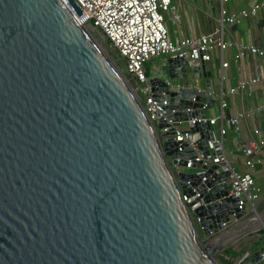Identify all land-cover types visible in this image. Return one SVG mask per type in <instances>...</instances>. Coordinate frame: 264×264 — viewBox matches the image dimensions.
Listing matches in <instances>:
<instances>
[{
    "label": "water",
    "instance_id": "95a60500",
    "mask_svg": "<svg viewBox=\"0 0 264 264\" xmlns=\"http://www.w3.org/2000/svg\"><path fill=\"white\" fill-rule=\"evenodd\" d=\"M188 64L168 56V75L191 72L204 91L151 80L190 134L177 140L63 0H0V264H221L224 234L215 233L246 211L229 192L230 171L196 161L208 154L207 110L218 98L206 62ZM191 159L194 171L181 169ZM195 187L203 236L182 196Z\"/></svg>",
    "mask_w": 264,
    "mask_h": 264
},
{
    "label": "built area",
    "instance_id": "2783aa9c",
    "mask_svg": "<svg viewBox=\"0 0 264 264\" xmlns=\"http://www.w3.org/2000/svg\"><path fill=\"white\" fill-rule=\"evenodd\" d=\"M72 12L76 21L86 24L95 35L97 40H102L114 50L119 59H114L123 72L127 75L133 85L140 93L150 119L157 124V121L166 117L172 126L159 129L161 131L176 130V139H190V134L182 132L181 128L169 119L166 110L160 106V101L155 99L151 80L154 77L163 79L171 88H184L196 93L204 91L199 84V79L195 80H174L168 75L167 58L168 56H186L189 60L188 68L201 62L212 61L214 54L220 52L221 66L229 65L224 60V51L233 45L234 39L229 35V27L241 22L244 19L258 15L264 8V2H254L247 8L239 10L231 9L229 6L232 0H216L219 2L216 26L213 30L200 35H176L173 38L166 24L165 13H168L172 21L176 24L179 21V13L175 0H75L82 9L79 14L68 0H63ZM194 1V0H179ZM236 43L235 59L239 62L248 56L253 55L258 60L264 58V47L257 43ZM155 58H159L161 66L157 67L155 73L151 74L147 69V63ZM264 80V74L260 71L255 76L242 77L236 86L230 89L234 92H247L248 86ZM164 105L168 104L166 92H161ZM220 101L222 110L227 106L225 92L221 91L216 95ZM181 110V109H178ZM259 111H264V105L258 107ZM252 112L242 111L238 115L226 119L224 111L218 116H208L211 124V134L207 143L208 154L198 151L196 161L203 166L216 164L219 171H230L229 192L239 197V207L245 210V217H252L260 212L258 207L264 202V188L260 176L264 178L261 171L264 165V139L260 138L261 129L254 128L251 138L247 141L239 142L236 146L238 156H232L227 149L229 130L238 132L239 123L246 119ZM220 122V124H218ZM197 135L190 140V144L197 149L194 141ZM243 158L245 170L240 169L235 163L238 158ZM194 161H188L186 168L193 169ZM197 172H205L203 168L195 169ZM195 195L192 197L183 196L193 219L199 226V217L194 213L202 201L190 204L193 198L200 195L199 187H195ZM242 218V219H243ZM226 223L223 231L216 232V236L225 234L229 225L242 220ZM234 227V226H233ZM202 232V230H201ZM203 236V235H202ZM253 251H246L237 258L234 264L244 262ZM264 262V251L262 260ZM260 261V262H261ZM259 262V263H260Z\"/></svg>",
    "mask_w": 264,
    "mask_h": 264
},
{
    "label": "crops",
    "instance_id": "0c3cea01",
    "mask_svg": "<svg viewBox=\"0 0 264 264\" xmlns=\"http://www.w3.org/2000/svg\"><path fill=\"white\" fill-rule=\"evenodd\" d=\"M200 0L194 1H179L175 0V4L178 9L184 5L186 6L185 17L186 23L182 25L181 20L182 16L179 13L180 25L176 31L177 35H200L202 33L209 32L213 30L216 26V17L214 18L215 24L204 23L201 21L199 6ZM204 1V0H203ZM208 4L211 1L216 0H205ZM264 2V0H232L230 3V8L239 10L241 8H247L254 2ZM218 4L219 2L216 1ZM192 6L195 9V13L191 14L188 7ZM219 6V5H218ZM177 22V23H178ZM229 35L234 39L232 46L228 47L224 51V60L229 62V65L225 68L221 66V56L220 52H216L212 61L207 62V68L211 69L213 72L216 69L215 76L213 73L212 76V87L216 95H220L221 91L225 92V100L227 101V106L222 110L220 101L218 103V110L210 109V112L207 110V114L210 117L218 116L224 111L225 117L227 120L238 115L240 112L247 111L252 112L246 119H242L239 123L238 132L233 129L229 130L228 142L229 151L232 156H238V151L236 146L239 142H245L251 138V132L254 128L259 127L261 129L260 138L264 139V111H259L258 107L264 105V80L251 84L248 86L247 92H234L231 93L230 89L238 83L242 77L255 76L260 71L264 74V58L257 59L253 55L246 56L242 62H239L235 59L236 43H257L261 47H264V8L260 10L258 15L242 20L239 23H236L229 27ZM216 57V58H215ZM214 58L216 62L214 61ZM194 78V76H192ZM195 80V78L193 79ZM201 80H204V85H202ZM192 81V80H191ZM199 84L202 88L206 87L205 79H199ZM216 103V104H217ZM220 124V122L218 123ZM182 126V124H181ZM184 127V126H182ZM235 163L236 166H239L240 169L245 170L243 164V158L239 157L238 160H241ZM262 173H264V165L260 166ZM262 185L264 188V178L260 176ZM259 227V226H258ZM257 227V228H258ZM256 229V228H255ZM264 244V242H263ZM262 244V245H263ZM261 245V246H262ZM260 247V246H259Z\"/></svg>",
    "mask_w": 264,
    "mask_h": 264
},
{
    "label": "rangeland",
    "instance_id": "374dc122",
    "mask_svg": "<svg viewBox=\"0 0 264 264\" xmlns=\"http://www.w3.org/2000/svg\"><path fill=\"white\" fill-rule=\"evenodd\" d=\"M218 3L216 1H211L210 4H208V2H206L205 0H200L199 1V6L201 8V10H199V14H200V18L201 21L204 23H210V24H215V20L214 18L217 17L218 15ZM230 7V4L227 5ZM189 11L191 14L195 13V9L190 6V8L188 7ZM185 11H186V6L182 5L179 7V13L182 16V20L181 23L182 25H185L186 23V17H185ZM165 20H166V24L170 30V34L173 38H175L176 31L179 28L180 22L178 23H174L170 17V15L168 13H165ZM105 48L106 50L111 54V56L113 57V59H119L117 54H114V50L110 47V44L102 41V40H98ZM216 58V57H215ZM214 58V61L216 62ZM161 66V61L159 58H155L152 61H149L147 63V69H149V72L151 74L155 73L157 70V67ZM214 76H215V72L217 71L216 69H214ZM193 74L190 72V77L189 80L193 81ZM181 82H184V80H180ZM202 85H204V80H201ZM217 103V102H216ZM218 103L215 104V110H218ZM208 111L210 112V109H208ZM182 126H186V123H183ZM227 149L229 150V145L227 144ZM242 161L241 160H238ZM178 167H174L173 171L178 170ZM184 171L187 172H192L194 171V169H189V168H181ZM258 211L260 213L264 212V202L262 204L259 205L258 207ZM247 218L250 217H245L242 220H246ZM241 220V221H242ZM236 223H232L231 225H229V228L235 226ZM258 227V228H254L253 227ZM198 234L202 236V232L200 229H198ZM224 238H222V241L224 242V247L223 250H221V252L226 253V257L229 259H233V262H236L237 258H239L240 256H242L246 251H255L256 249L259 248V246H261L264 242V221L260 222L258 219L256 221V224L254 226H252L251 228H249L247 230V232L241 234L240 236H238L234 241H224ZM216 259L218 260V262H220L221 264H224V262L222 261V259L217 255ZM259 264H264L263 261H261Z\"/></svg>",
    "mask_w": 264,
    "mask_h": 264
},
{
    "label": "bare ground",
    "instance_id": "6f19581e",
    "mask_svg": "<svg viewBox=\"0 0 264 264\" xmlns=\"http://www.w3.org/2000/svg\"><path fill=\"white\" fill-rule=\"evenodd\" d=\"M257 219L260 222L264 221V212L259 213L255 216H252L250 218H247L246 220H242L240 221L237 225H235L234 227H232L231 229H229L223 236L222 238H224V241H234L238 236H240L241 234L247 232V230L249 228H251L252 226H254L256 224ZM257 228L256 227H253Z\"/></svg>",
    "mask_w": 264,
    "mask_h": 264
},
{
    "label": "trees",
    "instance_id": "16d2710c",
    "mask_svg": "<svg viewBox=\"0 0 264 264\" xmlns=\"http://www.w3.org/2000/svg\"><path fill=\"white\" fill-rule=\"evenodd\" d=\"M218 256L222 259L224 264H234L233 259L231 260V259L226 257V253H223V252L220 251L218 253ZM257 264H259V262Z\"/></svg>",
    "mask_w": 264,
    "mask_h": 264
}]
</instances>
